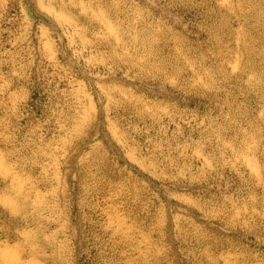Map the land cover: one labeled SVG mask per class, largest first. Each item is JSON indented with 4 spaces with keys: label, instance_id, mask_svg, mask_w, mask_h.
I'll use <instances>...</instances> for the list:
<instances>
[{
    "label": "rangeland",
    "instance_id": "rangeland-1",
    "mask_svg": "<svg viewBox=\"0 0 264 264\" xmlns=\"http://www.w3.org/2000/svg\"><path fill=\"white\" fill-rule=\"evenodd\" d=\"M0 264H264V0H0Z\"/></svg>",
    "mask_w": 264,
    "mask_h": 264
}]
</instances>
